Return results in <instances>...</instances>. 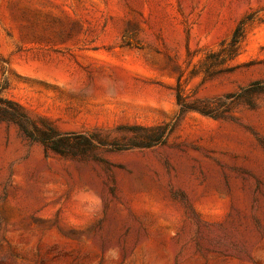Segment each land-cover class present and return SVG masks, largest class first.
<instances>
[{"label":"rangeland","instance_id":"374dc122","mask_svg":"<svg viewBox=\"0 0 264 264\" xmlns=\"http://www.w3.org/2000/svg\"><path fill=\"white\" fill-rule=\"evenodd\" d=\"M249 13L237 67L189 99L264 80V0H0V85L51 90L25 119L0 88V264H264V92L216 119L176 89ZM41 118L101 144L46 149L18 124Z\"/></svg>","mask_w":264,"mask_h":264},{"label":"trees","instance_id":"16d2710c","mask_svg":"<svg viewBox=\"0 0 264 264\" xmlns=\"http://www.w3.org/2000/svg\"><path fill=\"white\" fill-rule=\"evenodd\" d=\"M256 21L255 13L245 15L236 25L231 36L221 41L217 49H211L206 52L205 57L195 65L186 77V69L178 66V83H177V103L180 107L181 115L188 112H199L203 115L213 118H226V112L232 111V106L236 103L244 102L250 99L253 95L264 92V80H256L247 86L241 87L238 91L229 92L215 99H189V96L184 94V82L188 78L196 75H202L203 80H210L223 74L232 72L237 66L232 62L236 60L242 53L245 41L247 39L249 27ZM188 56L191 58L192 53L188 51ZM184 80V81H183ZM1 99V98H0ZM9 104L19 110L23 118L28 119L27 112L16 101L8 100ZM249 103V102H248ZM225 110H221V107ZM40 123L47 127V131L35 128L38 134H34L22 122H18L23 132L31 139L43 142L46 149L54 152L68 154L71 152V144L74 136L84 138L93 147L101 144L93 135L74 134L59 131L52 122L45 118H41Z\"/></svg>","mask_w":264,"mask_h":264},{"label":"crops","instance_id":"0c3cea01","mask_svg":"<svg viewBox=\"0 0 264 264\" xmlns=\"http://www.w3.org/2000/svg\"><path fill=\"white\" fill-rule=\"evenodd\" d=\"M23 58V54H18L17 63H19V61H21V59ZM33 63H35V60H33ZM11 71L13 72L12 74L16 79V83H13L10 87L8 85L6 87H2L3 85H0V88L3 91H9V88H11L14 94L10 97L25 106L27 109L32 108V105L42 100V97L46 96L47 93L50 95L51 90H48L41 84L40 78L38 76H35L34 74L26 75L20 70H15L14 68H11ZM9 72L10 68L8 66L6 68H3L0 65V84L2 83V80H4L5 77L9 74ZM20 93H23L26 98H30H27V100H29L30 102L25 100V98L22 99V97L19 96Z\"/></svg>","mask_w":264,"mask_h":264}]
</instances>
